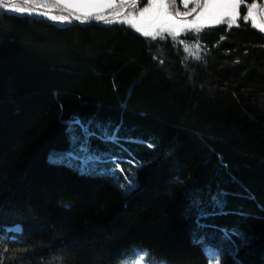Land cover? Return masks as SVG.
<instances>
[{"label":"trees","instance_id":"16d2710c","mask_svg":"<svg viewBox=\"0 0 264 264\" xmlns=\"http://www.w3.org/2000/svg\"><path fill=\"white\" fill-rule=\"evenodd\" d=\"M27 4L0 10L2 264H264V32L244 13L153 39Z\"/></svg>","mask_w":264,"mask_h":264},{"label":"snow or ice","instance_id":"6c2138e0","mask_svg":"<svg viewBox=\"0 0 264 264\" xmlns=\"http://www.w3.org/2000/svg\"><path fill=\"white\" fill-rule=\"evenodd\" d=\"M25 3H28V0H24ZM190 0H182L183 7L188 9ZM123 4H128L132 9L136 10L138 8L137 0H122ZM143 3L147 4L148 7H144L142 10L137 12H129V17L132 20H125L120 22L130 23L132 27L135 28L137 32H141L144 36H152L153 39H156L157 34H153L147 30L139 27L135 22L136 17L138 16L141 20L149 15V18L155 22L166 23L169 25H187L191 26L189 30L195 29V33L198 34L199 31L202 30L203 25L197 26V21L201 19L202 16L206 14L209 16L211 20H213L216 24L227 23L229 29L233 24L236 23L237 20L240 19L239 9L242 4H245V0H194V7L188 9L187 11H181L179 7L176 6V0H143ZM197 8L201 9V11L197 14L194 20L188 21L186 18L192 15L193 12H196ZM261 8V4L253 2L250 5L245 4V15L243 17L244 21L247 22L250 18L255 17L254 10ZM170 9H174V11H170ZM0 10L10 11L15 13H25L28 12L29 15L33 14L31 11L22 7L18 3L12 2V0H0ZM37 15H44V13H35ZM49 19L59 21L61 23L67 22V17H49ZM96 19H102V17L97 16ZM112 22V21H107ZM236 26H239L238 24ZM259 27L261 32H264V25L253 24V27ZM162 31H168L169 34H172L173 29L171 27H165ZM176 34H179V30H175ZM163 38V37H161ZM199 48V45H197ZM187 50V49H186ZM199 59V55L196 56ZM93 121L89 120L86 124H82V122L78 118H73V124L81 125V130L87 128ZM119 132V126L114 128L112 132L107 136V139L115 141L117 139V133ZM73 142H75L78 137H71ZM117 167L119 165L117 164ZM122 171V170H121ZM110 173L113 178H116V172L114 170H110ZM125 184H118L126 196L132 195L138 188V183L135 180H128L125 178ZM193 209H196L195 202L192 205ZM201 216L204 215V212L198 210ZM239 241L241 244L246 245L249 241L248 238L243 234H238ZM216 264H219L218 254H213ZM142 259V258H141ZM2 264V261H0ZM137 264H140L138 261Z\"/></svg>","mask_w":264,"mask_h":264},{"label":"rangeland","instance_id":"374dc122","mask_svg":"<svg viewBox=\"0 0 264 264\" xmlns=\"http://www.w3.org/2000/svg\"><path fill=\"white\" fill-rule=\"evenodd\" d=\"M58 1H61V2L66 3V4L70 3L74 7L78 8V10H82L86 13H90L91 11H94V10H98V11L103 10L104 11V9L108 8L105 10V11H109L108 13L105 12V13L99 14V17H102V19H100V20L105 21V22L112 21V22H115L117 24L130 27L133 30H135V28L132 27L130 23L120 22V21L132 20V18L129 17V15H128L129 12H137L139 10H142L144 7H148L147 4L143 3V0H137L138 8L136 10L132 9L128 4H123L122 0H96L97 1L96 4H94L93 2H90V3L83 2L82 6L79 4L80 0H58ZM103 1H105V2H103ZM12 2L21 4L22 2H24V0H20V2L12 0ZM176 2H177V0H176ZM201 2H202V0H201ZM189 3H191V6L188 9H191L192 7L195 6L194 0H190ZM23 4L24 5L22 7H25L27 9L28 4L27 3H23ZM181 5L183 6L182 0H181ZM176 6H177V4H176ZM110 9H111V11H110ZM188 9H185L183 7V9H181V11H187ZM53 10H55V7H47L46 8V11L53 12ZM37 11L42 12L39 8ZM170 11H174V9H170ZM200 11H201V9L197 8L196 12H193L192 15L188 16L186 18V20H188V21L194 20ZM254 13H255L254 19L253 18H250V19L257 25H261V23L264 25V15H263L264 10L259 8V9L254 10ZM149 16H150V14L146 15L142 20L137 16L136 20L133 22H135L142 29L147 30L149 32H152L153 34L158 33L156 38L162 37L165 35H170L168 31H162V29L165 27H171L173 29L171 36L174 38L181 37L189 31L195 32L194 28L192 30H189V28L191 26L169 25L166 23L155 22L152 19H150ZM112 22H108V23H112ZM149 22H150V24H149ZM221 24H227V23L216 24L213 20H211L209 18V16L207 14L205 16H202L201 19L199 21H197V26L203 25L202 29L205 28L206 26H214V25H221ZM235 24H233V25H235ZM177 29L179 30L178 35L176 34V31H175ZM149 37H152V36H149ZM92 154L94 156H96V155L98 156L99 152L98 151H92ZM62 157L66 158L64 155H62ZM85 168L88 170H94V171L99 170V169H97L98 164L95 162H93L91 164H87L85 166ZM116 180L119 184H123V182L120 181L119 175L117 173H116Z\"/></svg>","mask_w":264,"mask_h":264},{"label":"flooded vegetation","instance_id":"af4514ba","mask_svg":"<svg viewBox=\"0 0 264 264\" xmlns=\"http://www.w3.org/2000/svg\"><path fill=\"white\" fill-rule=\"evenodd\" d=\"M177 2H178V3H177ZM177 2H176L177 7H179L180 9H183V6L181 5V0H177ZM253 2H256V3L261 4V8H260V9H263V10H264V0H245V4H247V5H250V4L253 3ZM245 4H242L241 7H240V9H239L240 16H241L242 14L245 13ZM180 5H181V6H180ZM190 6H191V3H189L188 8H189ZM198 9H199V8H198ZM263 15H264V14H263ZM149 24H150V22H149ZM261 25H263V24L261 23Z\"/></svg>","mask_w":264,"mask_h":264},{"label":"water","instance_id":"95a60500","mask_svg":"<svg viewBox=\"0 0 264 264\" xmlns=\"http://www.w3.org/2000/svg\"><path fill=\"white\" fill-rule=\"evenodd\" d=\"M49 17H53V14L52 13H44V15H38L39 19H49ZM57 23L62 24V25L65 24V22L61 23L59 21Z\"/></svg>","mask_w":264,"mask_h":264}]
</instances>
